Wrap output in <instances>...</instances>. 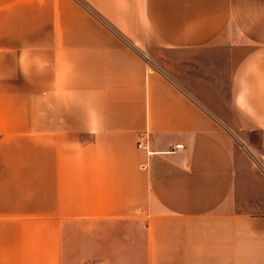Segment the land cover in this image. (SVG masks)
Segmentation results:
<instances>
[{
    "label": "crops",
    "instance_id": "1",
    "mask_svg": "<svg viewBox=\"0 0 264 264\" xmlns=\"http://www.w3.org/2000/svg\"><path fill=\"white\" fill-rule=\"evenodd\" d=\"M238 130L264 154V0H0V264L84 221L87 264H264Z\"/></svg>",
    "mask_w": 264,
    "mask_h": 264
},
{
    "label": "rangeland",
    "instance_id": "2",
    "mask_svg": "<svg viewBox=\"0 0 264 264\" xmlns=\"http://www.w3.org/2000/svg\"><path fill=\"white\" fill-rule=\"evenodd\" d=\"M236 137L239 145L243 147L254 161L264 170V154L260 152V134L259 132H248L247 134L238 130L236 131ZM88 227L91 229V234H88ZM77 232L76 234L72 231ZM68 231H72V236L66 234V252L65 263L66 264H87V259L92 257L94 253H97L98 241H102V227L89 226L85 221L78 222L75 225L68 228ZM92 231H95V235H92ZM122 228V245L126 246L127 250H122V258L133 259L134 254V228L123 232ZM90 233V232H89ZM94 236V237H93ZM125 243V244H124ZM131 243V244H129Z\"/></svg>",
    "mask_w": 264,
    "mask_h": 264
},
{
    "label": "built area",
    "instance_id": "3",
    "mask_svg": "<svg viewBox=\"0 0 264 264\" xmlns=\"http://www.w3.org/2000/svg\"><path fill=\"white\" fill-rule=\"evenodd\" d=\"M146 59L149 60V57L146 56ZM149 141H150L149 134L148 133H142L138 137V146L139 147L147 148ZM182 148H184V145L183 144H177L175 146V149H182Z\"/></svg>",
    "mask_w": 264,
    "mask_h": 264
}]
</instances>
